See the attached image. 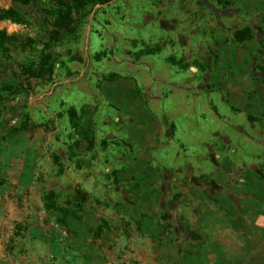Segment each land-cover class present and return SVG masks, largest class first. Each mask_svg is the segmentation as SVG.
I'll return each mask as SVG.
<instances>
[{"label": "rangeland", "instance_id": "rangeland-1", "mask_svg": "<svg viewBox=\"0 0 264 264\" xmlns=\"http://www.w3.org/2000/svg\"><path fill=\"white\" fill-rule=\"evenodd\" d=\"M260 254L264 0H0V264Z\"/></svg>", "mask_w": 264, "mask_h": 264}, {"label": "crops", "instance_id": "crops-1", "mask_svg": "<svg viewBox=\"0 0 264 264\" xmlns=\"http://www.w3.org/2000/svg\"><path fill=\"white\" fill-rule=\"evenodd\" d=\"M223 197V196H221ZM213 200L215 198H212ZM199 202V201H197ZM236 202V201H235ZM238 203V202H236ZM232 204L234 205L233 201H232ZM198 212L196 213V219H195V224L194 226L196 227L195 230L193 231V233L191 234V241L194 239L193 236L196 235L197 238H199V234L202 232V229L204 228V225L207 224V225H214L211 229L209 228L208 226V231H209V234L207 235L206 239L209 241V242H213L215 246H219L218 243L225 240V237H223V235L225 234L224 232L227 230L228 227H226V225H229V224H226L225 220H215L216 218V214L218 212V206L216 205L215 202L213 201H207L206 204H200V205H197L196 206ZM207 209L206 212L207 213H213V218L214 219H211V220H207L209 218H199V215H200V209ZM210 208H213L214 210H211ZM196 220H198L196 222ZM200 222V223H199ZM194 223V221H193ZM225 225V226H223ZM260 227L262 228L263 225L261 224ZM194 234V235H193ZM193 238V239H192ZM231 238V237H230ZM229 238V239H230ZM223 239V240H222ZM197 240V239H196ZM205 240V238H204ZM195 241V240H194ZM218 242V243H217ZM214 253H216V255H219L218 253V250L217 249H214L213 251ZM226 252V251H225ZM262 253V252H261ZM215 255V256H216ZM219 257V256H217ZM257 264H264V254H260L259 256V260H257L256 262Z\"/></svg>", "mask_w": 264, "mask_h": 264}, {"label": "trees", "instance_id": "trees-1", "mask_svg": "<svg viewBox=\"0 0 264 264\" xmlns=\"http://www.w3.org/2000/svg\"><path fill=\"white\" fill-rule=\"evenodd\" d=\"M98 1H99V3H104V2H106L107 0H98ZM3 13H5V15H7V14L9 13V11H4ZM75 115H76V114H71V117H73V116L75 117ZM69 116H70V114H69ZM85 135H86V134H85ZM76 192L79 193V194H78L79 197L82 196L83 198H84V195L86 194L85 192H82V191H79V190H77ZM80 199H81V198H80ZM69 209H70V208H63L61 211H62L63 213H66V214H67V212L71 210V209H70V210H69ZM68 213H69V212H68Z\"/></svg>", "mask_w": 264, "mask_h": 264}]
</instances>
